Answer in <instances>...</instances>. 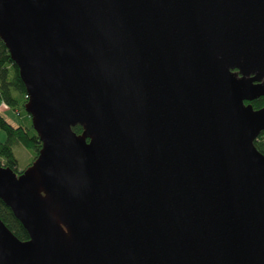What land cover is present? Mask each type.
<instances>
[{
	"label": "water",
	"instance_id": "95a60500",
	"mask_svg": "<svg viewBox=\"0 0 264 264\" xmlns=\"http://www.w3.org/2000/svg\"><path fill=\"white\" fill-rule=\"evenodd\" d=\"M0 39L42 143L0 264H264V0H0Z\"/></svg>",
	"mask_w": 264,
	"mask_h": 264
},
{
	"label": "trees",
	"instance_id": "16d2710c",
	"mask_svg": "<svg viewBox=\"0 0 264 264\" xmlns=\"http://www.w3.org/2000/svg\"><path fill=\"white\" fill-rule=\"evenodd\" d=\"M0 101L14 111L21 119L19 126L14 127L0 115V130L6 134V140L4 142H0V166L9 168L20 174L24 170L19 171L18 169V160L14 154V147L22 146L32 151L33 163L38 157L42 148V143L32 127L31 117L25 112V105L28 102L25 85L20 78L17 66L11 60L9 51L1 39ZM251 104L254 109L260 110L264 108V98L253 101ZM73 131L80 135L83 133V128L77 126L73 128ZM254 145L260 153L264 154V132H262L256 139ZM32 163L28 167H30ZM0 219L20 241L25 242L29 240L27 231L1 199Z\"/></svg>",
	"mask_w": 264,
	"mask_h": 264
},
{
	"label": "rangeland",
	"instance_id": "374dc122",
	"mask_svg": "<svg viewBox=\"0 0 264 264\" xmlns=\"http://www.w3.org/2000/svg\"><path fill=\"white\" fill-rule=\"evenodd\" d=\"M0 115L6 119L12 126L17 127L20 124L21 119L17 116V114L12 111L9 107H7L3 102L0 101ZM6 140V134L0 130V142H4ZM14 154L18 160V169L19 171L25 170L33 160V152L22 147L15 146Z\"/></svg>",
	"mask_w": 264,
	"mask_h": 264
},
{
	"label": "bare ground",
	"instance_id": "6f19581e",
	"mask_svg": "<svg viewBox=\"0 0 264 264\" xmlns=\"http://www.w3.org/2000/svg\"><path fill=\"white\" fill-rule=\"evenodd\" d=\"M254 108V107H253ZM256 110V109H255ZM264 155V154H263Z\"/></svg>",
	"mask_w": 264,
	"mask_h": 264
}]
</instances>
